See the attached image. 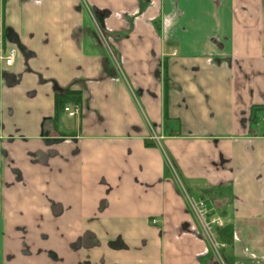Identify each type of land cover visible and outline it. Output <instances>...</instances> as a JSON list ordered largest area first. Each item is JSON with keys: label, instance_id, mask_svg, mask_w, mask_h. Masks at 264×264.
Wrapping results in <instances>:
<instances>
[{"label": "crops", "instance_id": "crops-1", "mask_svg": "<svg viewBox=\"0 0 264 264\" xmlns=\"http://www.w3.org/2000/svg\"><path fill=\"white\" fill-rule=\"evenodd\" d=\"M0 33V264H264V0H0Z\"/></svg>", "mask_w": 264, "mask_h": 264}, {"label": "built area", "instance_id": "built-area-1", "mask_svg": "<svg viewBox=\"0 0 264 264\" xmlns=\"http://www.w3.org/2000/svg\"><path fill=\"white\" fill-rule=\"evenodd\" d=\"M16 57L17 50L14 47L5 45L2 34L0 33V69L3 70L12 67ZM63 111L69 117H75L79 114L80 109L77 105H70L66 106ZM188 203L202 228L203 237L211 243L213 250L218 254L224 246L215 240L213 228L216 226L222 227L224 224L223 220L219 217L211 218L210 211L206 203L202 200L189 199ZM153 223L156 224V220H153Z\"/></svg>", "mask_w": 264, "mask_h": 264}, {"label": "trees", "instance_id": "trees-1", "mask_svg": "<svg viewBox=\"0 0 264 264\" xmlns=\"http://www.w3.org/2000/svg\"><path fill=\"white\" fill-rule=\"evenodd\" d=\"M81 102V94L79 92H64L56 93L54 96L55 115H62L63 109L66 105H79Z\"/></svg>", "mask_w": 264, "mask_h": 264}, {"label": "flooded vegetation", "instance_id": "flooded-vegetation-1", "mask_svg": "<svg viewBox=\"0 0 264 264\" xmlns=\"http://www.w3.org/2000/svg\"><path fill=\"white\" fill-rule=\"evenodd\" d=\"M70 105H72V104H68V105H66V106H70ZM65 106V107H66ZM78 107H79V109H80V112H79V114L78 115H76L75 117H69L67 114H65L64 113V111H63V113H62V115H65L66 117H68V118H78L80 115H81V111H82V106H81V102H80V104L79 105H77ZM64 107V108H65ZM64 110V109H63Z\"/></svg>", "mask_w": 264, "mask_h": 264}, {"label": "rangeland", "instance_id": "rangeland-1", "mask_svg": "<svg viewBox=\"0 0 264 264\" xmlns=\"http://www.w3.org/2000/svg\"><path fill=\"white\" fill-rule=\"evenodd\" d=\"M72 119H76V118H72Z\"/></svg>", "mask_w": 264, "mask_h": 264}]
</instances>
